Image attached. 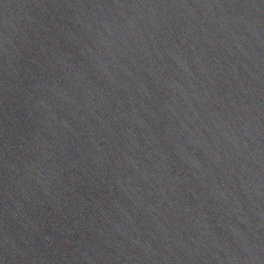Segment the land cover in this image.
Here are the masks:
<instances>
[{
  "label": "water",
  "instance_id": "water-1",
  "mask_svg": "<svg viewBox=\"0 0 264 264\" xmlns=\"http://www.w3.org/2000/svg\"><path fill=\"white\" fill-rule=\"evenodd\" d=\"M0 264H264V0H0Z\"/></svg>",
  "mask_w": 264,
  "mask_h": 264
}]
</instances>
